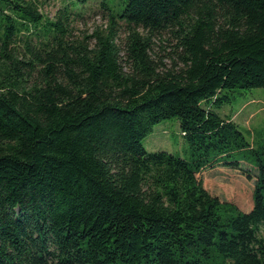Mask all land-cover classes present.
Here are the masks:
<instances>
[{"label": "trees", "instance_id": "16d2710c", "mask_svg": "<svg viewBox=\"0 0 264 264\" xmlns=\"http://www.w3.org/2000/svg\"><path fill=\"white\" fill-rule=\"evenodd\" d=\"M96 1L78 39L86 0H0V264H264V161L216 112L264 88V0ZM170 118L189 161L142 145Z\"/></svg>", "mask_w": 264, "mask_h": 264}, {"label": "rangeland", "instance_id": "374dc122", "mask_svg": "<svg viewBox=\"0 0 264 264\" xmlns=\"http://www.w3.org/2000/svg\"><path fill=\"white\" fill-rule=\"evenodd\" d=\"M40 11L53 18L58 10L62 9L70 0H39L43 2ZM84 17L73 26V37L81 39L85 36H93L97 31L104 30L107 20L104 13L98 11L96 0H86ZM126 33H120L119 38L124 39ZM154 52H157L158 43L155 42ZM230 101L216 109V112L224 118H231L238 126L240 132L250 144V151L236 152L234 158H242L253 165L255 158L264 161V88L249 90H234L229 94ZM146 152H166L176 157L191 160V149L183 137L179 120L170 118L160 121L151 133L142 141ZM246 158H253L251 160ZM228 201L233 200L230 189L225 187ZM264 237V230H262Z\"/></svg>", "mask_w": 264, "mask_h": 264}]
</instances>
